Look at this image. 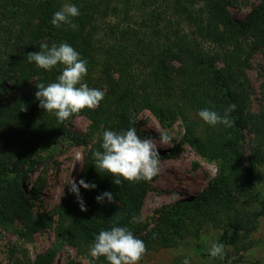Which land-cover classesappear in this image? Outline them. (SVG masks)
Masks as SVG:
<instances>
[{
    "label": "trees",
    "instance_id": "obj_1",
    "mask_svg": "<svg viewBox=\"0 0 264 264\" xmlns=\"http://www.w3.org/2000/svg\"><path fill=\"white\" fill-rule=\"evenodd\" d=\"M65 3L79 8L80 15L72 19L77 29L51 23ZM44 43H67L87 61L84 82L105 93L96 109L59 123L55 114L39 107L35 86L56 82L63 69L58 64L45 71L28 62L27 54L40 51ZM258 50H264V0L242 20L231 16L228 0H0V230L30 242L52 228L56 242L91 260L96 236L114 226L141 239L146 255L197 239L209 225L221 231L217 243L230 249L224 264H241L264 215L254 178L264 163V66L259 71L263 103L257 113L250 109L247 77ZM230 104L236 105L230 113L232 127L209 126L197 115L204 108L223 115ZM145 111L161 125L180 120L183 126L177 145L158 153L161 159L175 157L179 145L187 144L215 167L202 190L162 209L153 224L139 217L155 177L115 185L113 177L95 168L92 155L102 151L104 131L137 129V118ZM76 116L89 121L85 134L69 130ZM59 137L84 146L93 140L75 182L96 187L79 189L87 211H80L69 191L53 209L35 214L31 197L43 183L28 195L21 179ZM104 192L113 194V202L97 203ZM255 204L261 209L253 210ZM195 251L201 255L200 246ZM57 254L53 245L31 264H53ZM185 259L176 257L172 264ZM94 264L110 262L100 257Z\"/></svg>",
    "mask_w": 264,
    "mask_h": 264
},
{
    "label": "rangeland",
    "instance_id": "obj_2",
    "mask_svg": "<svg viewBox=\"0 0 264 264\" xmlns=\"http://www.w3.org/2000/svg\"><path fill=\"white\" fill-rule=\"evenodd\" d=\"M260 1L228 0V10L233 18L242 20ZM249 63L247 77L252 88L250 109L252 113H257L263 103L259 71L264 66V50L254 52ZM88 125L86 117L76 116L68 128L72 133L81 135L86 133ZM136 127L142 139L151 138L157 144L158 153L175 147L183 134L180 120L161 125L147 111L138 116ZM164 132L173 138L172 146L160 144V136ZM92 142L93 140L88 142L89 145ZM89 145L84 146L71 138L59 137L48 151L36 156L35 165L21 179L22 187L28 195L33 193L34 187L37 188L39 183H43L39 194L31 197L35 214L53 209L67 196L71 187L69 178L76 180ZM160 169L151 184L152 191L148 192L144 200L140 222L153 224L162 209L174 201L199 192L215 175L214 165L199 157L187 144L179 145V152L175 157L160 158ZM254 178L259 199L264 200V163L256 167ZM252 209L258 211L261 207L255 204ZM17 226L20 227L19 224ZM220 235V230L209 225L204 226L197 239L181 241L175 248L148 252L139 264H172L176 257L187 258L191 264H224V256L230 250L229 247L225 246L223 258L209 255L211 244L217 243ZM252 239L253 246L243 255L241 264H264V215L259 218L258 228ZM53 245L58 248L53 264H85L86 259L74 249L56 242L52 228L36 233L30 242L20 239L12 232L0 230V264H31L37 254L45 252ZM196 246H200L201 255L196 253Z\"/></svg>",
    "mask_w": 264,
    "mask_h": 264
},
{
    "label": "clouds",
    "instance_id": "obj_3",
    "mask_svg": "<svg viewBox=\"0 0 264 264\" xmlns=\"http://www.w3.org/2000/svg\"><path fill=\"white\" fill-rule=\"evenodd\" d=\"M80 15L79 8L71 3H65L59 11L53 15L51 23L60 28L68 25L77 29L78 25L72 23V19ZM40 51L28 53L27 60L45 71H51L58 64L63 66L61 74L56 82L47 86L40 83L36 85V99L39 107L49 114H55L59 123H63L73 115H78L83 110H94L104 99L105 93L99 89L90 88L84 82L87 75V61L82 59L79 53L69 44L61 43L59 46L53 44L51 47L44 43L40 45ZM236 105L230 104L223 115L209 108L201 109L198 117L207 125L215 127L224 125L232 127L233 120L230 113L235 111ZM173 138L166 132L160 136V144L171 145ZM102 151L93 152L95 168L113 177L115 185L123 181L138 183L149 182L156 177L160 169V157L157 144L151 138H141L137 129L130 126L126 131L115 132L106 130L103 133ZM70 191L77 197L80 211L87 208L80 196L79 189H95V184L80 180L78 183L70 179ZM113 202V194L104 192L96 197L97 203L104 200ZM223 244L213 242L209 249V255L213 258H223ZM146 253V246L141 239L134 237L133 233L126 227H112L111 230H102L95 238L90 247L91 260L85 264H94L100 257H105L110 264H139ZM183 264H190L185 259Z\"/></svg>",
    "mask_w": 264,
    "mask_h": 264
}]
</instances>
